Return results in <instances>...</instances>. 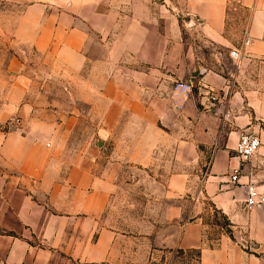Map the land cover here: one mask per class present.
Returning <instances> with one entry per match:
<instances>
[{
	"label": "crops",
	"instance_id": "1",
	"mask_svg": "<svg viewBox=\"0 0 264 264\" xmlns=\"http://www.w3.org/2000/svg\"><path fill=\"white\" fill-rule=\"evenodd\" d=\"M64 5L52 1L41 23L23 18L15 36L84 108L89 142L64 155V127L28 103L25 73L2 67L0 264H121L126 237L108 212L125 169L148 170V192L162 186L166 202L165 230L154 220L138 234L142 263L157 250H198L197 264H264L263 210L247 209L229 182L237 170L239 184L264 193V0ZM174 82L190 93L171 99ZM241 134L260 144L245 162L232 152ZM206 204L228 233L206 221Z\"/></svg>",
	"mask_w": 264,
	"mask_h": 264
},
{
	"label": "rangeland",
	"instance_id": "2",
	"mask_svg": "<svg viewBox=\"0 0 264 264\" xmlns=\"http://www.w3.org/2000/svg\"><path fill=\"white\" fill-rule=\"evenodd\" d=\"M52 1L62 7L68 2V0H0V70L12 62L11 65L16 71L25 73L29 81L28 103L35 111L41 110L38 116L41 115L51 122L58 121L64 127L62 133H65L66 143L62 147V153L66 156L76 155L84 151V143L89 142L88 130L84 123V108L70 104L72 100L64 91L63 79L60 81L53 74L55 70L43 63L42 55L32 45L19 43L15 36L23 18L31 23H39L41 20V23L52 7ZM68 86L69 83L65 86L67 90ZM31 115L36 117L37 114L32 112ZM8 124L17 128L21 125V119L12 117ZM92 147V152L96 153L98 148L93 143ZM145 171V174L127 169L122 171L127 176L122 175L121 182L128 186L118 193L112 209L108 212L110 225L117 233L126 237L119 242L120 253L123 256L121 264H197L192 254L168 250H157L154 255L152 254V260L142 263L143 254L138 248L143 242L138 240V234L146 232L148 225L145 223L148 221L152 223L154 220L156 224H152V229L155 227L157 233H162L165 230L163 217L166 206L162 197V186L158 187L156 194L148 192V170ZM157 180L161 184L164 179L158 177ZM205 209L206 221L210 225L221 227L224 223L221 216L208 204Z\"/></svg>",
	"mask_w": 264,
	"mask_h": 264
},
{
	"label": "built area",
	"instance_id": "3",
	"mask_svg": "<svg viewBox=\"0 0 264 264\" xmlns=\"http://www.w3.org/2000/svg\"><path fill=\"white\" fill-rule=\"evenodd\" d=\"M247 43V40H245ZM230 56L234 59L238 55L234 52L230 53ZM191 91L189 84L184 82H174L170 92L171 99H180ZM259 140L249 134H241L239 136L238 142L233 149L234 157L238 160L245 162L251 157H253L259 149ZM230 184L240 187L245 193L244 204L247 209H252L255 207H261L263 210V219H264V193H259L256 190V187L252 182L246 184H239L238 171L234 170L230 175L229 179Z\"/></svg>",
	"mask_w": 264,
	"mask_h": 264
},
{
	"label": "trees",
	"instance_id": "4",
	"mask_svg": "<svg viewBox=\"0 0 264 264\" xmlns=\"http://www.w3.org/2000/svg\"><path fill=\"white\" fill-rule=\"evenodd\" d=\"M218 214V213H217ZM221 218L223 219V225H221L222 228H224L226 230V232L228 233L229 232V224L227 223L226 219L224 217L221 216ZM176 252H180L181 254L182 253H189V254H192L196 260V262L198 263V260H199V251L198 250H191V251H188V252H182V251H176Z\"/></svg>",
	"mask_w": 264,
	"mask_h": 264
}]
</instances>
